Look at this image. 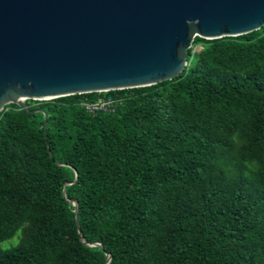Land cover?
Instances as JSON below:
<instances>
[{
	"label": "trees",
	"instance_id": "1",
	"mask_svg": "<svg viewBox=\"0 0 264 264\" xmlns=\"http://www.w3.org/2000/svg\"><path fill=\"white\" fill-rule=\"evenodd\" d=\"M188 62L149 87L25 101L46 127L0 112V264H264V27L196 37ZM100 100L121 102L86 110Z\"/></svg>",
	"mask_w": 264,
	"mask_h": 264
},
{
	"label": "water",
	"instance_id": "2",
	"mask_svg": "<svg viewBox=\"0 0 264 264\" xmlns=\"http://www.w3.org/2000/svg\"><path fill=\"white\" fill-rule=\"evenodd\" d=\"M262 27L264 0H0V112L10 104L42 112L46 127L47 114L25 101L170 81L189 63L196 37ZM69 202L78 225V204Z\"/></svg>",
	"mask_w": 264,
	"mask_h": 264
},
{
	"label": "built area",
	"instance_id": "3",
	"mask_svg": "<svg viewBox=\"0 0 264 264\" xmlns=\"http://www.w3.org/2000/svg\"><path fill=\"white\" fill-rule=\"evenodd\" d=\"M121 101L118 100H100L94 104L86 105L88 112H95L98 110L102 111H113Z\"/></svg>",
	"mask_w": 264,
	"mask_h": 264
},
{
	"label": "rangeland",
	"instance_id": "4",
	"mask_svg": "<svg viewBox=\"0 0 264 264\" xmlns=\"http://www.w3.org/2000/svg\"><path fill=\"white\" fill-rule=\"evenodd\" d=\"M200 47L196 48L195 51H199ZM20 233H18L12 240L6 241L1 244L2 248H9L11 246H15L18 243Z\"/></svg>",
	"mask_w": 264,
	"mask_h": 264
}]
</instances>
